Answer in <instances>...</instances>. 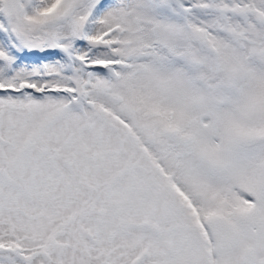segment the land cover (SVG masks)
Segmentation results:
<instances>
[{"label":"snow or ice","instance_id":"1","mask_svg":"<svg viewBox=\"0 0 264 264\" xmlns=\"http://www.w3.org/2000/svg\"><path fill=\"white\" fill-rule=\"evenodd\" d=\"M0 264H264V0H0Z\"/></svg>","mask_w":264,"mask_h":264}]
</instances>
